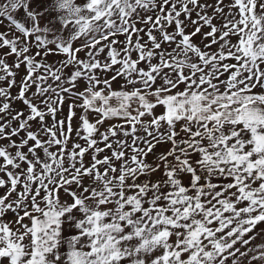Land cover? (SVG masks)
I'll use <instances>...</instances> for the list:
<instances>
[{
  "label": "snow or ice",
  "instance_id": "snow-or-ice-1",
  "mask_svg": "<svg viewBox=\"0 0 264 264\" xmlns=\"http://www.w3.org/2000/svg\"><path fill=\"white\" fill-rule=\"evenodd\" d=\"M258 237L264 0H0V264H264Z\"/></svg>",
  "mask_w": 264,
  "mask_h": 264
},
{
  "label": "crops",
  "instance_id": "crops-1",
  "mask_svg": "<svg viewBox=\"0 0 264 264\" xmlns=\"http://www.w3.org/2000/svg\"><path fill=\"white\" fill-rule=\"evenodd\" d=\"M258 242H264V241H261V239L258 237Z\"/></svg>",
  "mask_w": 264,
  "mask_h": 264
},
{
  "label": "rangeland",
  "instance_id": "rangeland-1",
  "mask_svg": "<svg viewBox=\"0 0 264 264\" xmlns=\"http://www.w3.org/2000/svg\"><path fill=\"white\" fill-rule=\"evenodd\" d=\"M65 111H66V109H65Z\"/></svg>",
  "mask_w": 264,
  "mask_h": 264
}]
</instances>
